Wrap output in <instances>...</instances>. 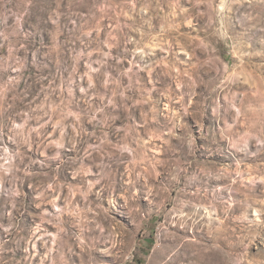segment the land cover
Wrapping results in <instances>:
<instances>
[{
    "label": "rangeland",
    "instance_id": "obj_1",
    "mask_svg": "<svg viewBox=\"0 0 264 264\" xmlns=\"http://www.w3.org/2000/svg\"><path fill=\"white\" fill-rule=\"evenodd\" d=\"M0 264H264V0H0Z\"/></svg>",
    "mask_w": 264,
    "mask_h": 264
}]
</instances>
